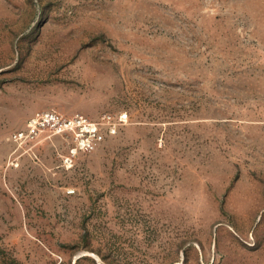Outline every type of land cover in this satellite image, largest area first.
<instances>
[{
  "label": "rangeland",
  "instance_id": "rangeland-1",
  "mask_svg": "<svg viewBox=\"0 0 264 264\" xmlns=\"http://www.w3.org/2000/svg\"><path fill=\"white\" fill-rule=\"evenodd\" d=\"M0 264H264V0H0Z\"/></svg>",
  "mask_w": 264,
  "mask_h": 264
},
{
  "label": "built area",
  "instance_id": "built-area-1",
  "mask_svg": "<svg viewBox=\"0 0 264 264\" xmlns=\"http://www.w3.org/2000/svg\"><path fill=\"white\" fill-rule=\"evenodd\" d=\"M127 116V113H106L101 119L94 120L83 114L65 115L53 109L43 110L29 118L23 129L14 133L13 141L23 145L38 141L43 135L61 136L68 143L62 161L65 166L71 167L81 152L95 147L107 135L115 134Z\"/></svg>",
  "mask_w": 264,
  "mask_h": 264
}]
</instances>
